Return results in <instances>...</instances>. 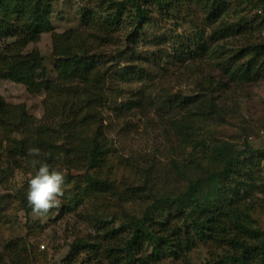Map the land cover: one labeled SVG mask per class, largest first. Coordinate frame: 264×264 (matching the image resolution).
I'll return each instance as SVG.
<instances>
[{"label":"rangeland","instance_id":"1","mask_svg":"<svg viewBox=\"0 0 264 264\" xmlns=\"http://www.w3.org/2000/svg\"><path fill=\"white\" fill-rule=\"evenodd\" d=\"M5 1L0 0V34L4 31L24 34L27 27L36 21L37 24L45 22L57 33L70 30L86 33L82 21L84 12L92 13L94 18L107 19L113 8L104 0ZM102 1L106 5L98 7ZM200 1L206 0L179 2L171 7H160L162 10L148 7L146 17L140 22L130 19L134 8L132 10L129 5L131 14L126 12L119 23L112 24L116 28L111 42L99 44L103 37L93 42L89 40L93 47H89L88 59L90 63L95 62V69L105 81L104 94L107 97L95 113L109 139L110 150L104 155L103 163L88 173L107 182V187L118 197L105 195L102 199L94 193L88 197L83 191L85 169L58 165L56 167L66 174L70 171L73 176L69 178L71 183L64 187L65 195L58 207L47 215H34L26 200V192L28 179L35 169L21 164L20 168L6 171L5 148L9 138L0 128L1 264H11L7 245L15 240H20V243L16 241L18 245L32 251L33 264H61L75 238L95 235L90 239L94 241L96 236H101L100 231L104 233V229L120 227L124 223L127 227L123 229L122 236H130L135 218L147 217L149 221L158 208L162 209V218L171 208L173 211L186 206L185 213L193 211L196 207L191 201L193 198L204 205L206 201L203 199L214 200L212 196L217 194L218 187L224 194L219 201V210L229 213L234 221L235 216L228 208L232 205L243 219L246 218L250 229L264 233V78L242 85L230 84L227 88L220 84V81L225 83V77L216 68L215 60L219 45L224 44L228 49L235 43H264V16L250 26L252 30L248 31L246 40L236 34L210 39L211 32L218 31L224 23H240L242 18L249 23L257 8L264 9V2L225 0L228 9L215 22L209 20L207 24V11L201 7ZM11 5L17 8L15 14L7 10ZM25 9L31 10L23 14ZM242 25L241 22L239 26ZM197 30L207 41L206 52L195 53ZM32 49L39 51L45 69V76L39 78L55 80L57 56L52 52L51 32L42 31L40 39L29 43L23 53ZM260 59L264 62V56ZM208 77L213 79V83ZM211 90L214 97H218V105L222 104L224 109L220 115L212 112L199 119L200 123L193 129L192 143L188 145L184 142L188 131L181 127L185 137L175 134L172 121L181 122V125L184 120L188 121L189 109L193 105L187 108L175 98L197 100L198 96L205 95L202 98L209 100ZM0 96L10 104H24L27 113L39 122L44 118L46 101L52 103L57 99L46 100L48 95L45 92L31 95L24 86L8 79L0 81ZM129 101H133L134 106L129 107ZM55 119H47V122ZM9 135L14 137L15 133ZM197 135L209 144L207 153L216 143L228 144L239 153V171L227 178L220 177L224 162H200L205 158H201L200 153L195 155L193 149ZM9 159H13L12 154H9ZM199 162L200 165L197 164ZM70 196L79 205L74 207L75 204L70 213L62 212L63 208L75 203L69 200ZM80 204L102 217L103 230H98L102 226L96 228L86 221V211L79 209ZM171 204L173 206L169 208ZM186 217V214H181L172 224L174 227L186 224L189 233L196 237L192 221ZM194 240L186 258L180 254L178 258L165 257L155 264H203L223 257L229 249L225 245L217 246L209 239ZM101 261L105 263L103 259ZM89 263L99 262L91 258Z\"/></svg>","mask_w":264,"mask_h":264},{"label":"trees","instance_id":"2","mask_svg":"<svg viewBox=\"0 0 264 264\" xmlns=\"http://www.w3.org/2000/svg\"><path fill=\"white\" fill-rule=\"evenodd\" d=\"M184 1L189 2L190 0H104L107 6L113 7L107 19H103L104 17L94 18L90 12L82 14L86 33L79 30L57 33L45 22L37 24L36 21L27 27L28 30L24 34H15L12 31H4L3 34H0V81L8 79L20 84L31 95L45 92L48 95L46 100L52 97L57 98L52 103L46 101L44 118L39 122L37 118L27 113L24 104H10L0 96V128L9 138L8 146L5 148L6 164H8L5 168L6 171L10 168H20L21 164L29 165L25 159L27 149L35 146L41 149L40 159L45 160L53 167L70 165L69 169L74 166L76 169L84 168L86 178L83 191L88 197L93 193L102 199L105 195L113 198L118 197L107 187V182L105 183L88 173L103 163L104 155L110 150L109 139L102 126L99 125L100 121L95 113V109L102 105L107 97L104 94L105 81L104 76L95 69V62L90 63V59H88L89 47H93L89 40L93 42L103 37L98 42L99 44L111 42L114 28H116L112 24L119 23L118 21H121L126 12L131 14L128 9L129 5L132 10L134 8L133 18L130 17V19L140 22L146 17L148 7L162 10L160 7H166V5L171 7ZM258 1L264 2V0ZM4 3H6L5 0ZM106 3L102 1L97 6L101 7ZM200 4L207 11L205 15L207 24L209 20L215 22L218 16L228 9L225 0H206L200 1ZM8 7L7 10L11 14L16 13L15 9L17 8L14 5ZM257 7L259 6L257 5ZM30 10L25 9L23 14ZM263 10L257 8V13L249 23L243 18L239 20L240 23H224L218 31L211 32L210 39L213 36L223 39L235 34L247 36L248 31L252 30L250 26H254L257 19L264 16ZM241 22L243 25L240 27ZM44 30L51 32L52 52L57 56L55 61L57 77L55 80L39 78V76H45V69L37 49L23 53L29 43L37 42L40 39V33ZM196 33L199 35L194 38L195 53L206 52L208 47L206 39L203 38L200 30H197ZM227 46L228 44H226V48ZM187 49L189 50V47ZM216 52L217 56L221 55V57L215 56L217 58L215 59L216 68L225 77V83L220 81L221 85L228 88L230 84L242 85L264 78V62L260 59L264 56V43H249L247 45L235 43L231 44L228 49H225L223 44L216 48ZM210 78L208 77V80L212 82L213 79L210 80ZM209 95V100L202 98L205 95L198 96L197 100L189 97L187 99L175 98L176 102H182L187 108H190L191 104L193 105L192 109H189L191 111H189L188 121L184 120L182 125L181 122L172 121L175 134L179 133L182 137L184 136L181 127L188 131L186 137L184 136V142L188 145L192 143L193 129L195 124L200 123L199 119L206 118L207 114L212 112L220 115L221 110L224 109L221 107L222 104L218 105V97H214L212 90ZM130 106H134L133 101H129ZM52 118L56 119L48 123L47 119L50 121ZM10 133H15L14 137H11ZM195 140L193 147L195 155L200 153L201 158H205L200 162L209 161L210 164L213 162L222 164L217 161L224 162L220 177L227 178L239 171V153H236L228 144L216 143L207 153L210 146L206 140L201 135H197ZM9 154L13 155V159H9ZM191 160H193L192 154ZM200 162L197 164L200 165ZM72 177L69 171L66 174L64 187L71 183L69 178ZM212 197L214 200L203 199L206 201L204 205L193 198L191 201L196 207L187 213H185L186 206L177 207L176 210L171 211L173 206L171 204L168 205L171 209L165 212L164 218H162V209L160 208L156 209V215H152L149 221L147 217H142L140 220L135 218L131 235L126 237L122 236L123 229L127 227L126 223L120 227L104 229V233H102L100 231L103 230L104 220L102 217L80 204L79 209L86 211V221L93 223L96 228L102 226L98 228L101 236H96L94 241H90V239L95 235L90 238H75L61 259V264H90L91 258L99 262L96 264H103L101 259L105 261L104 264H155L165 257L178 258L180 254L186 258V252L195 241L194 239L200 241L209 239L217 246L229 247L223 257L207 260L203 264H264V233L250 229L246 225L248 223L245 222L246 218L243 219L232 205H229L228 208L235 216L234 221L228 215L229 213L219 210V201L224 197L222 188L218 187L217 194ZM69 200L76 201L72 196L69 197ZM78 205L77 202L71 203L65 209L63 208L62 212L70 213L72 207H78ZM181 214H186V218L192 221L196 237L189 233V227L186 224H182L180 227H174L172 224L175 218ZM83 215L85 216V212ZM199 216L203 218L199 219ZM146 221L149 224L146 225ZM16 241L20 243V240H15L7 245L10 263L33 264L35 258L34 254L30 256L32 251L29 252L25 247L18 245Z\"/></svg>","mask_w":264,"mask_h":264},{"label":"clouds","instance_id":"3","mask_svg":"<svg viewBox=\"0 0 264 264\" xmlns=\"http://www.w3.org/2000/svg\"><path fill=\"white\" fill-rule=\"evenodd\" d=\"M41 149L29 147L27 163L35 169L28 179L26 198L32 213L36 216L47 215L51 209L60 205L65 195L66 173L40 159Z\"/></svg>","mask_w":264,"mask_h":264}]
</instances>
